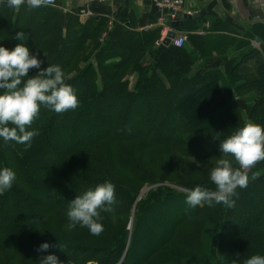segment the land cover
<instances>
[{"label": "trees", "instance_id": "16d2710c", "mask_svg": "<svg viewBox=\"0 0 264 264\" xmlns=\"http://www.w3.org/2000/svg\"><path fill=\"white\" fill-rule=\"evenodd\" d=\"M200 24L186 20L179 29L198 47L189 53L186 46L156 47L159 29L101 42L105 17L82 23L77 13L0 2V46L23 44L42 61L29 77L60 66L79 99L62 114L41 106L29 129L39 135L27 150L0 138V169L16 173L0 195V264H39L49 254L62 264H233L237 253L243 264L264 255V163L254 170L263 175L236 190L231 208H192L187 193L157 186L215 190L210 171L221 158L220 142L245 122L264 126V59L255 50L228 63L226 79L218 72L190 78L207 55L192 35ZM18 32L27 39L16 40ZM251 59L255 73L242 72ZM249 93L257 95L255 106L235 108ZM104 182L114 184L116 199L114 211L101 212L104 231L69 230V203ZM146 186L158 190L139 200ZM44 243L49 249L39 251Z\"/></svg>", "mask_w": 264, "mask_h": 264}, {"label": "clouds", "instance_id": "9594fccd", "mask_svg": "<svg viewBox=\"0 0 264 264\" xmlns=\"http://www.w3.org/2000/svg\"><path fill=\"white\" fill-rule=\"evenodd\" d=\"M27 3L30 8L55 6V0H7L11 8H20ZM16 40L27 39L24 32H18ZM46 56V54L44 53ZM42 61L30 54L29 48L17 44L13 50L0 46V138L7 143L14 141L31 147L34 137L39 135L31 126L40 115L41 106L57 114L75 110L79 106L76 90L65 82V74L60 66L48 65L35 76L29 77L30 69H40ZM27 79L25 80V78ZM9 125H13L9 127ZM222 152L210 171V180L215 190L196 186L186 194L189 207L207 204H223L234 207L237 189L247 188L250 180L261 176L260 171H252L260 162H264V126L245 122L232 135L220 142ZM251 173V176H249ZM16 180V173L9 167L0 169V195L10 190ZM116 203L115 186L104 182L94 189L87 190L69 203L67 217L68 229L79 225L87 228L91 234L100 235L104 231L101 212H112ZM50 245L44 243L38 249L47 251ZM58 247L62 249L60 243ZM63 250V249H62ZM237 260L233 264H237ZM39 264H62L57 256L49 254ZM243 264H264V255H252Z\"/></svg>", "mask_w": 264, "mask_h": 264}, {"label": "crops", "instance_id": "0c3cea01", "mask_svg": "<svg viewBox=\"0 0 264 264\" xmlns=\"http://www.w3.org/2000/svg\"><path fill=\"white\" fill-rule=\"evenodd\" d=\"M46 7L58 9L66 17L86 10L95 14L98 19L107 18L109 23L113 22V26L108 28L109 31L107 29L103 38H110L113 44L128 32L147 31L159 18L154 0H113L106 5H102L100 0H55L54 7ZM184 12L193 15L206 13L198 19L201 21L200 29L192 35L199 38L198 42L204 45L202 48L200 44L199 50L206 51L207 55L192 68L190 78L199 72H218L226 79V65L239 61L242 56L254 50L264 59L262 0H185ZM197 49L189 42L186 45L189 53H194ZM243 66L245 69L242 72L254 74L256 59L243 63ZM256 99V93H249L237 97L233 105L237 109H251L255 106Z\"/></svg>", "mask_w": 264, "mask_h": 264}, {"label": "built area", "instance_id": "2783aa9c", "mask_svg": "<svg viewBox=\"0 0 264 264\" xmlns=\"http://www.w3.org/2000/svg\"><path fill=\"white\" fill-rule=\"evenodd\" d=\"M113 0H100L103 5L109 4ZM264 2V0H262ZM185 0H154V7L159 12V18L155 25H152L148 30L159 29L160 38L156 42L157 47H164L169 34L173 31L174 25L177 22L183 21L186 16H192V13L184 12ZM79 17L83 21L94 18L95 15L86 10H82L79 13ZM113 23H110L109 29H111ZM188 43V35L177 32V36L171 40V46L174 48L182 49Z\"/></svg>", "mask_w": 264, "mask_h": 264}, {"label": "rangeland", "instance_id": "374dc122", "mask_svg": "<svg viewBox=\"0 0 264 264\" xmlns=\"http://www.w3.org/2000/svg\"><path fill=\"white\" fill-rule=\"evenodd\" d=\"M102 42V41H101ZM130 82H131V86H132V88H133V86L135 85V83H136V79L133 77V78H130ZM198 105H199V113L200 114H202V112H203V110L205 111L206 109H203V105H200L199 104V102H198ZM264 162H260V163H258L257 165H256V167L254 168V169H252V171H254V170H256L257 168H259V167H261L262 166V164H263ZM261 175H263V174H261ZM249 176H251V173H249ZM159 188L160 187H169V188H172V189H177V190H179V191H181V192H185V193H187L188 191L187 190H185V189H182V188H179V187H177V186H175V185H170V184H159V185H157ZM157 186H146L141 192H140V196L142 195V193H144V192H146L142 197H145V196H147L150 192H155V191H157L158 190V188H157ZM140 198V197H139ZM131 221H132V219L130 220V223H131ZM90 264H96V263H90Z\"/></svg>", "mask_w": 264, "mask_h": 264}, {"label": "water", "instance_id": "95a60500", "mask_svg": "<svg viewBox=\"0 0 264 264\" xmlns=\"http://www.w3.org/2000/svg\"><path fill=\"white\" fill-rule=\"evenodd\" d=\"M205 14H206L205 12H202V13L195 14V15H193V16H187V17H185V19H186V20H198V19H200L202 16H204ZM183 26H184V21H181V22H177V23L174 25V28L178 30V29L182 28ZM176 35H177L176 32H171V33L169 34V37H168V39H167L166 42H165V47H169V46H170V44H171V40L174 39V38L176 37ZM146 192H147V191H146ZM146 192L142 193V195L140 196L139 200L142 198V196H143ZM133 221H134V218H133L132 221H131L130 230H131L132 227H133Z\"/></svg>", "mask_w": 264, "mask_h": 264}]
</instances>
